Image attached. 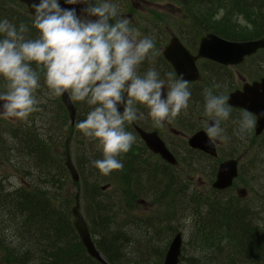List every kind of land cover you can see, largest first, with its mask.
Masks as SVG:
<instances>
[{"label":"clouds","instance_id":"9594fccd","mask_svg":"<svg viewBox=\"0 0 264 264\" xmlns=\"http://www.w3.org/2000/svg\"><path fill=\"white\" fill-rule=\"evenodd\" d=\"M64 4L84 5V16H78L75 7H62L60 0H33L35 38L28 37L29 28L23 23L17 27L7 19L0 21V80L5 85L0 114L26 120L39 111L36 92L42 73L51 95L68 93L72 101L91 106L76 128L97 142L102 158L92 163L107 176L123 168L119 157L136 143L127 126L145 118L140 107L147 109L155 127L163 128L188 109L190 84L171 72L166 81L154 67L139 72L146 59L154 62L159 55L155 39L130 27V20L120 17L110 0H64ZM229 100L227 94L204 89L203 114L211 141L229 139L221 126L233 112ZM237 124L235 135L244 140L256 127L257 116L242 109Z\"/></svg>","mask_w":264,"mask_h":264},{"label":"rangeland","instance_id":"374dc122","mask_svg":"<svg viewBox=\"0 0 264 264\" xmlns=\"http://www.w3.org/2000/svg\"><path fill=\"white\" fill-rule=\"evenodd\" d=\"M187 1L189 3L193 1L194 4V7L191 8V15L194 14V19L196 20L195 25L198 26V29L195 27L194 30L214 28L217 29V31H223V29H230L232 30L230 32L231 37H239L241 39L245 38L249 40L255 39L257 36H264V27L259 28L257 25L260 22V18L264 16V6L262 7L261 14L258 15L260 16L258 19H256L257 15H255L253 11L248 12L250 20L253 17L251 24L254 25V27L252 28L250 25L249 27L244 25L242 22L243 19L239 16L231 17V14L226 13V11L222 8L223 4L219 6L215 0ZM96 2H99V0H96ZM110 2L116 4V0H110ZM129 2L130 0H121L120 6L121 12L123 13V18L129 19L131 22L130 27L138 28L141 31L142 36L146 35L154 37L155 41L159 42V46L157 48L158 52L161 51L163 47L162 45L165 42L164 38L168 36V34L164 31V26H174L180 33H185L186 29H193L192 25L184 24L183 26H180V24H182L181 21L183 20V13L178 10L177 5L168 2H161L156 6L152 5V7L149 9L151 12L154 9L156 14L154 16H150L151 13L148 14L146 12L145 9L147 7L143 4L139 5V8L137 9L140 10L141 13L136 10V13H132L131 10L128 12ZM229 2L233 3L232 0H226L225 5H232L228 4ZM15 3L16 4H13L11 5L12 7H10L13 9V15L20 18L21 21L25 23V25H30L31 30L29 29V31L31 34L29 35L27 33V35L28 37L35 38L38 33L32 27V21L34 18L31 17L25 10H21V8L19 9V3L16 1ZM242 4L244 3H235V10L247 8L245 4V7H242ZM76 7L78 13L77 15L84 16L83 8L85 6L76 5ZM0 8H5L3 0H0ZM130 13L132 14L129 17L128 14ZM259 25L262 24L259 23ZM182 39L187 45L193 46L194 36L190 37V35H185L182 37ZM262 57H264V53L261 55V61ZM155 59L156 62H154L153 66L160 73L162 78V72L160 69L164 65L159 58V55ZM147 70L148 69H144V72ZM40 83L41 87L36 92L37 99L40 101V103L38 105L39 111L35 112V121H32V116L34 113L31 114L26 120L5 118L2 114H0V131L4 133L2 134V137L9 139L11 136L9 134V129L15 131L16 128L22 130L24 127L30 128L28 130L33 129V131L38 135V140L40 141L43 140V135H46L50 142L49 146L53 147L51 150L52 156L50 155L44 161V163H47V165H50L51 168H53H50L52 170V179L51 181L49 180V182L52 183H49L47 180L44 181V184H46L47 187L50 186L46 193L56 195L57 193H60L62 195L63 201L66 202L67 198L69 203H71L70 208L74 203L75 195L80 193V210L85 218L83 209L85 210V207L88 205H84V190L87 189L90 191L91 186L95 185L98 188V201L102 203L104 207L103 209H107L110 214L113 212L115 213L114 220L117 226H110L109 224L102 226L100 221H97L95 222L96 224L92 225L88 221L92 237L94 238L98 236L99 233L101 234L102 230H106L114 234L116 232L123 233V236L127 238L128 242L124 244L123 248V253L127 259H136L141 264L159 263L160 260H163L168 244L174 235V233L171 234L174 226L184 229L185 232L190 231V217L187 218L181 215V218H179V215H176L172 219L166 217V211L169 214L170 210L175 212L176 208L169 202V199L166 198L167 195L168 197L174 196L183 198L182 194H175V190H177L178 187V182L175 181L174 183H171L169 179H164L162 177L164 174L162 173V170L160 171V169H164V165L158 161L152 160L147 153L142 152L141 144L137 139L136 143L132 146V149L127 154H123L121 157H119L123 163V168L121 170L113 171L107 176L101 174L92 163L94 160L102 158V151L100 150L97 142L86 138L80 131L77 130L76 124L75 126L71 127L68 114L62 108V106L57 103L58 98L51 95L50 90L44 83L43 76H41ZM4 90L5 85L3 87L0 86V92ZM72 102L77 111L76 123L86 119L87 113L90 111L91 106H89L86 102ZM184 114L180 115L175 120L179 124L183 125L181 130L186 133V139L193 133V130L199 129L200 126H204L205 128V122H201L200 119H198V116L190 118ZM144 116L145 118L143 120H138V122L143 126H146L148 125L149 120L146 115ZM44 117L50 118L52 120V130L50 133L43 127ZM127 130L132 131L130 125L127 126ZM24 134H26V132H24ZM19 137L22 138L21 135H19ZM246 138L250 144H255L257 142L254 140V136L252 134L248 135ZM186 139L180 141L176 139L175 142L177 143L178 147L180 145L182 148L179 149V154L181 156L180 160L182 158V162H184V164H188L191 168L190 170L192 171L194 169H201L203 173L207 171L208 174L202 175L200 172H197L196 175H202L205 179H209L213 172L215 162L210 158L201 157L197 153L188 152L185 149ZM262 139H264V136L260 140ZM43 142L45 143L44 140ZM227 142L229 143V147L224 149V153L226 157H231L233 156L231 152L233 148V141L231 143L229 141ZM239 144L241 145L240 142ZM29 145L30 148L34 146L33 144ZM129 154H132L133 157L129 158ZM138 156L139 160L141 161L137 159ZM68 157H70L72 160L79 174L80 181L78 185L72 183L67 171H60L58 168V161L63 163ZM37 158H39L38 153ZM82 158L83 161L81 160ZM82 164H85L83 168L80 167ZM145 166H149L152 174H150L149 170ZM254 166L258 170L253 171L254 174L251 180L248 178V181L242 183V186L247 183L252 186L255 185V188H261L264 190V154H260L256 157ZM21 167L36 178L42 173V170H45L42 161L37 164L31 156L27 157L26 160L21 161ZM185 168L187 169V167ZM171 171L172 170L167 169V171H165L166 175L172 173V175L175 177H179V169L176 171ZM17 172L18 171L13 170L12 168L5 165L1 166L0 177L3 181L2 184L6 188L16 189L23 184V180L26 183L25 175L19 174ZM49 172L50 170H47V174H49ZM182 172L185 173L184 171ZM148 179L153 180L152 182H146ZM137 181L141 182L143 189L138 192L136 191ZM180 181H182V179H180ZM105 185L109 186V188L104 192H101L99 188ZM253 196V193H250L248 196H246V199ZM255 198L257 199V197ZM139 200L144 201L140 202ZM89 202L92 204V200H89ZM185 207L191 208V205H184L182 209L177 208V211L179 210L178 212H181ZM149 219L153 220V224L149 223ZM85 220L87 221V218H85ZM7 227L13 228L15 227V223L13 221H8ZM148 230L149 232L155 231L154 235L150 236L147 233ZM163 238H168V240L165 241ZM120 239L123 240V238ZM183 239L184 246L182 257L188 248V246H185V243L189 240V237H185ZM156 254H158L159 257H156Z\"/></svg>","mask_w":264,"mask_h":264},{"label":"trees","instance_id":"16d2710c","mask_svg":"<svg viewBox=\"0 0 264 264\" xmlns=\"http://www.w3.org/2000/svg\"><path fill=\"white\" fill-rule=\"evenodd\" d=\"M215 1L219 6L226 3V0ZM232 1L233 3H228L232 5H223L229 11L236 9L235 3L242 2L247 7V13L253 11L255 15H260L264 6V0ZM3 2L5 8H0V13L4 10L13 13V9L10 7L16 4L15 1L3 0ZM244 4L242 7H245ZM188 5L194 7L193 3H188ZM20 8L21 10L25 9L21 4ZM259 21L260 24L264 23V18H260ZM26 25L30 27V25ZM57 103L60 104L59 100ZM35 116L36 113L32 116L33 122ZM43 124L44 129L50 133L52 120L44 117ZM28 129L30 128L24 127L22 130L16 128L15 131L9 129L11 135L9 139L2 137L4 133L0 131V169L2 165H5L18 171L17 173L25 175L26 179V183L23 180V184L16 189H8L2 184L3 181L0 177V264H100L87 256L76 235L71 222V203L68 199L66 198V202L63 201L60 193L57 195L46 193L50 186L47 187L44 181H51V169L53 168L44 161L50 155L52 156L53 147L49 146L50 142L46 135L42 137L44 143L43 140H38V135L33 129ZM29 144L34 146L30 148ZM37 153L39 158H37ZM29 156L33 157L37 164L42 161L45 168L37 178L21 167V161L26 160ZM137 159L139 160V156ZM81 160L83 161V158ZM84 165L82 164L80 167L83 168ZM145 167L152 174L149 166ZM58 168L60 171L66 172L62 162L58 161ZM47 170H50L49 174H47ZM253 171L249 172L251 178L254 174ZM162 173L165 174V171L163 170ZM152 180L148 179L146 182H152ZM250 187L256 190V193L261 190V195L264 194L263 189L255 188V185ZM141 190H143L142 184L137 181L136 191ZM97 191L98 188L95 185L91 186L90 191L84 190V205L88 206L85 207V210L83 209V213L87 218V224L88 221L92 225L100 221L102 226L106 224L117 226L114 220L115 213L110 214L107 209H103L102 203L97 199L99 198ZM77 195L80 197V193ZM224 198L212 200L207 198L209 200L203 201L204 208L215 211V214L203 212L186 215L185 207L180 213L168 215V218L171 219L176 215H179V218L181 216L191 218L189 225L194 236H190L186 246H195L197 249L193 256L187 260V264H264V196L251 200V202L259 200V206L258 204H248L246 207L243 206L245 203L236 202L237 199L234 197L233 202L230 197ZM89 200H92V204ZM226 201L236 202L234 204L242 208V215L239 214L241 218L233 221V224L237 225L236 227L215 228L213 224L218 214L223 212L222 203ZM8 221H13L15 227H7ZM149 223L153 224V220L149 219ZM205 236L208 240L204 244L201 243V239ZM92 239L96 249L104 256L108 264H141L136 259H127L123 253L124 244L128 243L123 233L116 232L114 234L102 230L101 234L99 233ZM156 257L159 255L156 254Z\"/></svg>","mask_w":264,"mask_h":264},{"label":"flooded vegetation","instance_id":"af4514ba","mask_svg":"<svg viewBox=\"0 0 264 264\" xmlns=\"http://www.w3.org/2000/svg\"><path fill=\"white\" fill-rule=\"evenodd\" d=\"M146 5V12L149 14L151 13L150 7H152V2L148 0H130V5H132L131 12L134 13L135 10L139 8V5ZM156 5H159V3H155ZM130 17L131 14H128ZM134 21V20H133ZM187 20L183 19L181 21L182 24L180 26L186 25ZM177 24V23H176ZM197 28L198 26L195 25ZM249 27V25L247 26ZM198 29V28H197ZM213 34H221L217 31V29H212ZM201 30H189L186 29L185 33H180L176 27L174 26H167L165 27V32L168 34V36H178V37H184L185 35L190 37L193 35H198ZM189 32V33H188ZM221 38L228 39L224 37V35H220ZM230 37V35H228ZM264 38V37H263ZM259 39H262V36H257L255 39L249 40V39H241L239 38V42H249V41H257ZM234 41V40H231ZM192 56H196L197 49H186ZM264 53V48L261 50L256 51L252 55L244 56L242 60L238 64H231V65H221L219 63L207 60V59H198L195 62V66L198 71V79L195 82H189L190 84V91L192 93V97L190 100L191 104H194L196 106V113L199 119L203 120L204 122L208 120L207 117L204 116V89L206 87H202L201 83L205 84L206 86L211 85V81H215L216 84H220L221 87L219 89H216L214 87L212 88L214 93L220 94L224 93L227 94L230 97L229 103L233 107V112L229 118L228 121L222 122V127L225 129V134L229 137L227 141L230 143L233 141V148L231 150L232 155L231 157H226L224 153V149L229 147V143L226 141L224 144L220 143L219 145L215 146L217 151V157L214 159L215 162V169L218 168L219 164L226 161V160H235L237 163V178L241 183H244L248 181V178L251 180V172L253 169L251 168V165L255 163L256 157L263 153V147L264 142L260 140L264 136V128L260 131L259 135L256 134V127L251 132V134L254 136V140L257 141L255 144H250L245 138L244 140H241L238 136L235 135L238 124L237 121L240 118V110L246 109L249 111V99L252 91V109H258L260 107V101L264 99V83L262 87L256 86L255 88L253 85L260 84L261 82H264V57L261 59V55ZM260 61V62H259ZM151 65V68H153L154 64L149 63L148 67ZM165 63L162 68V73L164 76H162V79H165L167 81V73L171 72L175 74L173 71L169 69V67L166 66ZM215 86V84H212ZM198 87V89H197ZM192 111L193 109L190 108ZM140 111L146 115L148 118V125L143 126L137 121L130 124L131 127H139L143 131L147 133H156L158 137L163 141L166 148L171 152L174 159L177 161V163H180V154L179 149H182L181 146L177 145V140H183L184 138V131L181 130L182 126L179 124L176 120L172 121L171 123L165 122V126L163 128L155 127L151 118L147 114V109L140 108ZM185 113V114H184ZM188 110L185 112H182V114H187ZM225 123V125H224ZM257 125V124H256ZM201 127H199L198 130H201ZM201 131H205L206 129H202ZM259 141V142H258ZM139 142H141L139 140ZM241 143V145L239 144ZM214 143V142H213ZM141 145L144 147L143 143L141 142ZM145 148V147H144ZM147 151V150H146ZM230 152V151H229ZM148 156L154 160L162 163L165 168H169L168 165L165 164L157 155H154L150 152H148ZM180 171H182V168H179ZM247 174V175H245ZM235 180V181H236ZM192 182V180L190 181ZM212 183L207 182L205 180H200L199 184L194 187V190H197L199 188L200 190L205 187L210 192L214 193L215 195H219L220 193L224 191H216L211 189ZM208 191V192H209Z\"/></svg>","mask_w":264,"mask_h":264},{"label":"water","instance_id":"95a60500","mask_svg":"<svg viewBox=\"0 0 264 264\" xmlns=\"http://www.w3.org/2000/svg\"><path fill=\"white\" fill-rule=\"evenodd\" d=\"M16 1L26 5L29 12L32 15H34V12L31 8L33 0H16ZM61 6L65 8H71L70 6H67L64 4H61ZM211 39H212L211 41L210 40L202 41L201 51L205 52V49H208V47L210 48L207 52H205V54L204 53L201 54V57L207 56L206 58H210V59L213 58V60H216L223 64L236 63L239 60V58H241L243 55L251 54L255 50V47L259 46L258 44H251V43L230 44L227 42H223L215 37ZM181 49L183 48L181 47V45H179L178 41L176 39H172L171 44L170 46H168L167 51H165L164 55L167 61H169L171 65L173 66L175 72L178 74V77L182 76L185 80H190L191 79L190 77L187 78L185 76H189L193 74V70H192L193 69L192 68L193 59L188 58V63L191 65L192 69L182 70V71H185L182 73L179 70V69H182L181 67H183L182 57L176 55V53L180 51L181 56H183V58L186 59V56L184 57V54ZM234 57L236 58V60L233 59ZM256 86L257 85H254L253 87L255 88ZM60 100L63 106L66 108L68 115H69V119L72 123L75 117V109L71 103V100L68 94L65 93L63 96H60ZM260 107L261 108L251 110V112L253 111L258 116L259 121L264 120V109H263L264 100L260 101ZM120 111L121 113L123 112L122 106L120 107ZM263 126H264V122H261L259 124V129L257 131V134L260 132ZM136 132L138 133V135L145 142L146 146L152 152H154L155 154H158L162 160L167 161L171 164H175L174 159L169 154V152L166 150L165 146L163 145V142L157 137L156 134L145 133L141 131L139 128H136ZM189 146L193 149H200L207 154H210V153L213 154L212 148H211L212 146L208 143L205 136L201 133H197L191 139H189ZM65 166L71 176L72 181L77 183L79 181V177H78L77 171L75 170L73 164L71 163L69 159L66 161ZM226 166H227V163L222 165L219 168V171L217 174V181L213 185V187L216 189L221 190V189H224L230 186L231 184L232 180L230 177H227V171L225 170ZM228 171H231V170H228ZM232 174L233 176H235L234 172H232ZM71 215L73 218V227L76 230L77 235L87 255L91 257L92 259L96 260L97 262L102 263L100 255L96 251L94 244L92 242L85 219L83 218L82 214L79 211L78 204H76L74 208L71 209ZM181 246H182L181 237L179 235H175V237L172 239L171 243L169 244L167 252L165 254V257H164L165 264H177L179 262V258L181 255Z\"/></svg>","mask_w":264,"mask_h":264},{"label":"bare ground","instance_id":"6f19581e","mask_svg":"<svg viewBox=\"0 0 264 264\" xmlns=\"http://www.w3.org/2000/svg\"><path fill=\"white\" fill-rule=\"evenodd\" d=\"M191 3H193V1ZM4 19H7L9 22H11L12 24L16 25L17 27L19 26L20 23H24L23 21H21L20 18L16 17L15 15H13L12 12H9L7 10H4L3 12L0 13V21H2ZM29 29L31 30V28H29ZM28 34L30 35L31 32L29 31ZM29 38H32V37H29ZM33 67L35 69V65H33ZM37 71H39V70H37ZM41 76H43L42 73H41ZM210 83H211V85L212 84H216L215 81H211ZM0 86L1 87L4 86V81L0 80ZM197 89H198V87H197ZM258 124L259 123H257V125ZM257 125H256V127H257ZM257 131H258V129L256 128V133H257ZM232 161L233 162H236L235 160H232ZM251 168L254 171L255 170H258L257 168H255L254 164L251 165ZM190 169L191 168H188V171H186V175L189 176V178H191V179L196 176V173L197 172H200L202 175L208 174L207 171H205V173H203L201 169H196V170L194 169L193 171L190 170ZM227 177H230L231 180H234L235 179V176H233L232 172H230V171L227 172ZM207 181L208 182L212 181V183H213L214 180H213V175L212 174L210 175L209 179H207ZM102 188H103V186L100 187L99 190L101 191ZM260 195H261V190L259 192L255 193V195H254L253 198H255V197H257V198L263 197L264 194H262L261 196ZM166 198H168L169 199V202L174 207H176L175 208V212L170 210L169 211V214H168L167 211H166V217L167 218L169 217L168 215H172L173 213L174 214L175 213L176 214L177 213H180V212H178L179 210L177 211V208L178 209H182V207H184V205H187V204H190L191 205V208L186 207L185 208V211L187 209H191V210H188L187 213H186V215H191L193 213H203V212L205 214L206 213L207 214L208 213L209 214H215V211H212V210H209V209L204 208L205 206H204L203 200L201 199L200 196H197L196 197V201L198 202V204H196V205H193L194 204V198H192V196L190 194H188V193L183 194V198L174 197V196L168 197V195H167ZM253 198H252V200H253ZM232 202H233V200H232ZM232 202L226 201V202H223L222 203L221 209H222L223 212L221 214H218V217L215 220V222L213 224V227H215V228H219V227H221V228L222 227H225L226 228V227H229L230 228V227H236L237 226V225L233 224V221L236 220V219H238V218H241L240 215H242V211H241L242 208H240V206L234 204L235 202L234 203H232ZM258 202H259V200L257 202H251V204H257ZM173 206H170V207H173ZM183 210H184V208H183ZM263 225H264V219H263ZM189 227H190V225H189ZM181 229L182 228H180L178 226H174L173 232L171 234L174 233L176 235H179L181 238H185V237H189L190 238V236H194V233L193 232H191V231L185 232L184 229H182V230ZM147 233L150 236H153L155 232H151V231L149 232V230H148ZM163 239L165 241L168 240V238H163ZM207 240H208V238H207V236H205V238H202L201 239V243H204L205 244V241L207 242ZM186 244H187V242L185 243V246H186ZM183 246H184V244L181 246V255H180V258H179V262L177 264H187V260L193 256L195 250L197 249V247H195V246L188 247L186 249V251H185L186 253L182 257ZM98 253L100 255V258L102 260V263L108 264V262L106 261V259L104 258V256L100 252H98ZM157 264H165L164 257H163V260H160L159 263L157 262Z\"/></svg>","mask_w":264,"mask_h":264}]
</instances>
